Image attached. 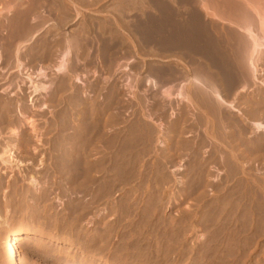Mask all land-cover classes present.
I'll return each instance as SVG.
<instances>
[{"label": "rangeland", "instance_id": "1", "mask_svg": "<svg viewBox=\"0 0 264 264\" xmlns=\"http://www.w3.org/2000/svg\"><path fill=\"white\" fill-rule=\"evenodd\" d=\"M200 7L0 0V154L11 149L21 165L11 173L0 164V243L5 230L28 229L16 244L21 262L264 264V131L254 126L264 123V64L258 81L235 70L245 90L215 71L232 107L192 98L191 87L194 104L159 92L182 82L181 68L212 67L206 39L219 26ZM166 9L172 21L202 22L207 43L176 47ZM68 39L77 44L63 76L56 67ZM24 73H42L35 81L45 92L32 93ZM145 77L160 82L147 88Z\"/></svg>", "mask_w": 264, "mask_h": 264}, {"label": "bare ground", "instance_id": "2", "mask_svg": "<svg viewBox=\"0 0 264 264\" xmlns=\"http://www.w3.org/2000/svg\"><path fill=\"white\" fill-rule=\"evenodd\" d=\"M218 1L219 0H217V1L216 0H195V3H197L199 6H201L200 8L206 12L205 15H207V13H209L208 15L209 16L212 15L214 20H215V18H217V19H219V22L224 23V26H222L223 24H221V26H220L219 23L218 24L216 23V26L217 25L219 26V28L217 29L218 31H216V34L214 31H213L214 33L211 32L214 35L210 34L211 35L210 37L206 34L209 38V39H206V41L209 42V45H207V46L212 45L211 46L212 50L210 53L211 61H212V65H211L212 67L210 68L211 71L207 68L200 69V66H198L197 64H196L197 67L195 65V67L190 68V72L186 71V68L185 69H182V68L179 69V72H177V71L176 72L179 73V75L183 78L182 82L179 81L180 84H178V86L175 88H174V85L172 84V85H170V87H166L165 89H161V91H159V92H163L162 94H164V95L161 94L162 96L165 97V95H167V97L168 96L170 97V95H171L170 93L175 92L174 93V96L176 97L175 99H177L179 101L181 100L180 102L184 101V102L189 103L192 100V98L195 97L194 93L195 94L197 93L198 95H200V97L201 96L205 97L206 99L210 100V102L214 103L218 107H221L222 105L232 107L231 103H226L221 97L222 96L221 95L222 88L220 86H222V85H221V83L218 84V80L215 76V71L219 72L218 76L221 78L222 81L227 82V85L229 87H232L236 82L239 83L238 80L241 81V77L237 73H235L236 72L235 70H239V68L241 69V71L244 68L247 75H249V77L252 78V80L258 81L256 75L258 73L257 70H259V69H257V67H258L259 63L264 64V60H263V56H264V51H263L264 50V0H228V1L220 0L221 5L219 4ZM174 14H175V12H174ZM174 14L171 11V9H166V11L162 14V21H164V23H163L164 27L163 28H166L167 30L169 29V31L171 30L174 34V35H172L173 39H171L173 41V44L176 47L177 46L179 48L182 47L183 49H184V47H186L185 46L186 44H192V45H198L199 43L203 44L204 42H203L202 36L205 38V35L201 36V34L199 33V29L197 27V24L199 26H203L202 22H198L195 20L196 23L193 21L192 22L190 21L188 24L186 23V25H184V24H182L183 22L178 21L175 18L174 19L176 21H172ZM214 16H215V18H214ZM218 16L221 18H219ZM194 18H195V16H194ZM196 19H197V17H196ZM180 20H182V19H180ZM182 21H184V20H182ZM226 25H227V27H226ZM186 26H189V28ZM213 26H211V27H213ZM211 27H210V29H211ZM224 27H226L225 28L226 30H228V28H229V30L231 29L230 31L229 30L227 31V34H228V32H231V31H232V33H234L233 35L231 34L232 35L231 37L228 36V37H230V38L227 37L228 39H226V37H224V38L222 37V36H224V35H222V33H224V32H221V31L225 30ZM201 29H203V28H201ZM210 29L206 28V30H209V32H210ZM206 30L204 29L205 33L208 32ZM200 31H202V30H200ZM225 34H226V31H225ZM235 34L237 36H234ZM207 36H206V38H207ZM164 38H165V36H164ZM208 40H210V41H208ZM65 42H66L65 48H64L62 54L60 53L61 56H60V59L58 60V64L56 67V71H57L56 73L59 72V74L60 75L63 74V76H64V74H65V76H67L66 73H68V71H70L69 70L70 66L72 68V65H70L71 63L69 62V61H71L70 60V57H71L70 54H71V51L74 48H76V44H77L76 39L75 40L74 39H68ZM169 42H170L169 39H165L164 45H167ZM206 43H204V44H206ZM169 44H171V43H169ZM169 44H168V46H169ZM222 45H224V46L229 45L228 46L229 51H227V53L223 52L224 48L222 47ZM230 45H231V47H230ZM205 46L206 45H204V47ZM192 47H194V46H192ZM199 47H201V46H199ZM187 48H186V50H187ZM183 49L181 50L182 52L185 50V49L184 50ZM225 49H227V47ZM188 50L190 51V49H188ZM207 51L205 53H208ZM190 52H192V51H190ZM193 52H195V50ZM201 53H204V50ZM184 55H186V54L184 53ZM207 57H208V55H207ZM187 59H188V57H187ZM195 59H200V58L197 57ZM195 59H194V61H195ZM188 60H190V58ZM203 62H201V64ZM193 64H195V62ZM209 64H211V62ZM203 65H204V63H203ZM15 67H16L17 72H18L19 70H21L20 69L21 63H19V61H16ZM125 69H126V67H125ZM173 71L175 72V70H173ZM173 71H171V72H173ZM21 74H19V75H21ZM41 74L39 73L35 77H31L29 74H27V75L25 74V77L24 78L22 77L24 80L23 82L27 81L26 83L29 82L31 84V86H32L31 88H33V90H31L32 93H34V92L37 93V91H44L45 92L44 85L42 87V84L39 85L35 81L36 78L42 76ZM148 77H150V76H148ZM166 77H169V76H166ZM173 77H175V76L173 75ZM165 80H167V79H165ZM157 81L158 80H156V78L155 79H153V78L149 79L148 78L147 80H145L143 82H145V86L147 88L149 87V88L155 89L157 87V84L160 82L159 81L157 83ZM242 81H243V82H241L242 85L239 83L238 86L241 85V87H239V88L241 90H245L244 88L247 85V83H246V80H242ZM20 82H22V81H20ZM35 82H36V84H35ZM132 83H133V81H132ZM249 83H251V82H249ZM160 84H163L162 81ZM162 86H164V85H162ZM190 87L192 88L191 91L193 90V93H191V94L194 95V96H192V98H191V94H189ZM20 88L21 87L19 85L17 90ZM154 89H152V90H154ZM31 91H30V93H31ZM198 95H196V96H198ZM235 95H236V93H235ZM191 102L193 103V101H191ZM192 103H190V104H192ZM192 106H195V105H192ZM1 114H2V112H1ZM0 120H1L0 122H2L1 118H0ZM254 126L257 129H259V130L261 129L262 131H264V123H255ZM13 134H14V132H13ZM83 142H85V141H83ZM83 156H84V154H83ZM0 164H1V167H3V169L8 170L9 172L12 173L13 171H16V164L19 165L20 163L18 161H16L14 153L12 152V150L8 148V149H5L0 154ZM19 166H21V165H19ZM29 181H30V183H32L31 186H33V188L35 189L37 186L35 184L36 182L33 179H31ZM4 220L5 219H0V226H2V222L5 223ZM0 229H1V227H0ZM29 234H32V233L28 229L14 231L12 233H7V231L5 230L4 239H3V241L1 240L2 242L0 243V249H1L2 253L4 254L3 260L5 259L7 261V262L5 261L7 264H22L23 263V262H21L20 251L17 250L18 248L16 247V244H17V242L22 240L25 236H29ZM2 253H1V255L3 256Z\"/></svg>", "mask_w": 264, "mask_h": 264}, {"label": "crops", "instance_id": "3", "mask_svg": "<svg viewBox=\"0 0 264 264\" xmlns=\"http://www.w3.org/2000/svg\"><path fill=\"white\" fill-rule=\"evenodd\" d=\"M203 11H204V10H203ZM203 13H204V17H203L202 19H203L205 22H208V23H209L210 21H211V22H216V23L219 22V19H217V18L214 17L215 20H216V21H215V20L213 19L212 16L205 15V13H206L205 11H204ZM207 14H208V13H207ZM208 17H211L212 19L208 21V20H207ZM211 22H210V23H211Z\"/></svg>", "mask_w": 264, "mask_h": 264}]
</instances>
